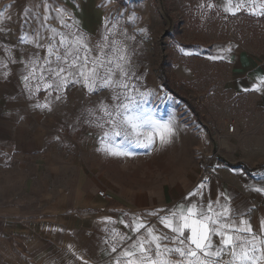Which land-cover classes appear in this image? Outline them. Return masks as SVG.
<instances>
[{
  "label": "rangeland",
  "instance_id": "rangeland-1",
  "mask_svg": "<svg viewBox=\"0 0 264 264\" xmlns=\"http://www.w3.org/2000/svg\"><path fill=\"white\" fill-rule=\"evenodd\" d=\"M33 2L0 0V13L4 14L0 18L4 29L0 31V59L8 55L4 51V46H8L17 60L9 64V75L7 79L0 77V83L7 93L17 89V96L8 95L5 100L23 104V124L30 131L34 128L41 149L32 157L25 155L22 161L16 157L0 158L2 203H13L24 193V183L44 180L18 166H34L48 152L57 167L65 168L67 181L84 168L88 176L99 177L110 189L147 191L171 185L179 175L195 173L230 134L229 124L247 135L255 130L264 135V86H260L261 91L243 87L251 77L246 73L249 69L243 55L257 58V69H264V20L259 25L252 20L261 15L252 13L251 3L232 15L223 10L226 0H211L216 5L213 9L200 7L209 0H52L72 13L79 29L93 44L105 32L106 18L119 21L117 31L127 34L118 39L127 46L130 57L125 81L128 87L90 94L80 83L69 82L57 93L45 91L41 84L40 90L30 96L22 82L25 69L19 61L38 50L22 43L19 37L27 35L31 39L36 25L31 19L25 23L23 13L24 7ZM262 2L255 0L256 12ZM49 23L59 27L54 20ZM39 55L43 59L46 52L39 50ZM58 94L60 99H56ZM113 95H120L121 99L113 100ZM125 96L131 99L134 114L161 122L172 120L175 135L170 143L161 145L157 139L151 147H143L115 137L111 143L105 142L107 146L130 155L113 156L99 150L104 147L103 131L110 128L107 123L103 130L96 126L97 117L103 116L98 110L99 102L104 101L111 109L121 101L129 103ZM46 102L50 110L34 107ZM89 110L95 115H89ZM258 123L262 125L256 126ZM230 135L236 139L245 136ZM28 137L25 132L24 140Z\"/></svg>",
  "mask_w": 264,
  "mask_h": 264
},
{
  "label": "crops",
  "instance_id": "crops-1",
  "mask_svg": "<svg viewBox=\"0 0 264 264\" xmlns=\"http://www.w3.org/2000/svg\"><path fill=\"white\" fill-rule=\"evenodd\" d=\"M243 60L251 76L243 87L255 88L259 78L264 77V69H257V58L243 55ZM4 89L0 83V158L22 161L25 155L41 153L39 137L34 128L30 131L23 124V104L5 100L8 95L17 96V89L12 93ZM25 132L29 135L27 141ZM259 132L255 130L239 139L227 134L206 158L203 168L179 175L171 185L147 191L110 189L99 177L88 176L84 168L67 181L65 168L50 160V152L36 160L33 167L18 166L44 180L24 183V193L11 204L2 203L0 198V264H83L73 251L88 264H116L123 249L147 235L144 229L133 231L136 223L143 222L160 234L171 235L159 219L150 222L148 213L163 216L181 203L187 206L189 201L212 203L221 193L230 197L233 216L245 215L253 230L259 232L260 220L264 219V193L253 190L264 186V135ZM201 183L205 187L192 196ZM100 190L111 194L112 199L99 197ZM140 214L139 221L136 217ZM113 246L116 252L111 250Z\"/></svg>",
  "mask_w": 264,
  "mask_h": 264
},
{
  "label": "snow or ice",
  "instance_id": "snow-or-ice-1",
  "mask_svg": "<svg viewBox=\"0 0 264 264\" xmlns=\"http://www.w3.org/2000/svg\"><path fill=\"white\" fill-rule=\"evenodd\" d=\"M110 2L111 0H106V3ZM250 3L253 5V14L264 15V2L259 6L260 11L256 12L255 0H226L223 10L236 15ZM205 6L208 9L216 7L211 0L206 5H200L202 8ZM3 15L0 13V18ZM23 19L25 23L31 19L36 25L32 29L31 39L27 35L19 37L22 43L32 44L38 50L19 61L25 69L22 82L30 96L40 90L41 84L45 91L51 89L57 93L65 89L69 82L80 83L90 94L104 89L128 87L125 81L129 75L127 65L130 57L127 46L118 39L119 35L127 34L117 31L119 21L112 22L106 18L105 32L93 44L79 29L72 13L54 4L52 0H35L25 6ZM51 20L56 21L59 27L51 25ZM69 20L72 23H68ZM0 31L4 29L0 27ZM39 50L46 52L43 59ZM4 51L8 55L0 59V77L7 79L9 64L16 63L17 60L11 55L8 46H4ZM209 58L215 60L224 57ZM260 86H264V77L259 78V85L255 90L261 91ZM60 98L58 94L56 99ZM112 99L119 101L121 97L113 95ZM125 99L129 103L121 101L111 109L104 101L99 102L98 110L103 116L97 117L96 126L103 130L105 123L110 125L107 131H103L104 147L99 150L113 156L130 155L129 152L107 146L105 142L111 143L115 137H123L129 143L143 147H151L157 139L161 145L171 142L175 135L172 120L161 122L150 116L136 115L133 113L131 99L127 96ZM34 107L50 110L47 102L36 103ZM89 115L94 116L95 112L89 110ZM204 187L201 183L191 195H198ZM253 190L264 193V186ZM229 199V196L221 193L220 198L212 203L193 204L189 201L187 206L181 203L167 210L163 216L156 212L148 213L158 216L159 223L171 235L160 234L153 226H147L143 222L136 223L133 231L140 232L144 229L147 235L123 249L116 264H264V219L260 220V231H254L245 215L233 216ZM214 237L219 240L215 241ZM111 250L116 252L117 248L113 246ZM69 251H72L71 245ZM72 254L82 260L83 264H88L84 257L78 256L74 251Z\"/></svg>",
  "mask_w": 264,
  "mask_h": 264
},
{
  "label": "built area",
  "instance_id": "built-area-1",
  "mask_svg": "<svg viewBox=\"0 0 264 264\" xmlns=\"http://www.w3.org/2000/svg\"><path fill=\"white\" fill-rule=\"evenodd\" d=\"M227 132L230 133V134H237L239 136H244L246 134V132L242 129H239L237 128L234 124H229L228 125V129H227ZM204 163H202V168L204 167ZM98 196L101 197L102 199L106 200V201H110L112 199V195L111 194H108L106 191L104 190H100L97 192ZM137 220H142V215H138L136 217ZM158 219V216H151L150 217V222H155L157 221Z\"/></svg>",
  "mask_w": 264,
  "mask_h": 264
},
{
  "label": "trees",
  "instance_id": "trees-1",
  "mask_svg": "<svg viewBox=\"0 0 264 264\" xmlns=\"http://www.w3.org/2000/svg\"><path fill=\"white\" fill-rule=\"evenodd\" d=\"M252 20H255V22H258V25H259V22H262L263 20H264V15H261L260 17H255L254 19H252ZM257 25V26H258ZM256 26V27H257ZM252 34H253V36L255 35L256 36V31H253L252 30ZM168 91L170 92V93H173V94H175L172 90H170V89H168ZM177 96V95H176ZM178 97V99H180L182 102H184L185 104H188L189 105V102L186 100V99H184V98H182V97H179V96H177Z\"/></svg>",
  "mask_w": 264,
  "mask_h": 264
}]
</instances>
